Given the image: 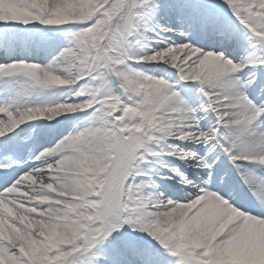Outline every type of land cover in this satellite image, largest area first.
<instances>
[{"label": "snow or ice", "instance_id": "obj_1", "mask_svg": "<svg viewBox=\"0 0 264 264\" xmlns=\"http://www.w3.org/2000/svg\"><path fill=\"white\" fill-rule=\"evenodd\" d=\"M0 86V264H264V0H0Z\"/></svg>", "mask_w": 264, "mask_h": 264}, {"label": "bare ground", "instance_id": "obj_2", "mask_svg": "<svg viewBox=\"0 0 264 264\" xmlns=\"http://www.w3.org/2000/svg\"><path fill=\"white\" fill-rule=\"evenodd\" d=\"M218 2H219V0H218ZM246 44H247V41L245 40V46H246ZM234 56H235V58L236 59H239V56L241 55V54H243V49H237V50H234L233 51V53H232ZM38 59L40 60V62H44V61H46L43 57H38ZM255 72H256V75L257 76H259L260 75V69H253ZM245 71H247V70H245ZM0 87H2V86H0ZM3 95V93L2 92H0V96H2ZM55 96H52L50 93L49 94H46V95H44V96H33V97H31L30 99L33 101V102H40V101H48V100H55ZM68 122L69 121H66L65 122V128H64V131H67L68 129H70V127H72L73 126V124H72V126L69 124L68 125ZM29 123H31V124H33V125H36V126H38L41 122L40 121H34V122H29ZM44 123H49L48 121H44ZM165 159L166 160H172V158H169L168 156H165ZM170 171V168H166V169H162V175H160V176H158V177H154L156 180H157V182H159L160 180H163V179H161L162 178V176H163V174H165L166 175V173L167 172H169ZM167 176V175H166ZM167 179H168V176H167ZM143 235V234H142Z\"/></svg>", "mask_w": 264, "mask_h": 264}, {"label": "rangeland", "instance_id": "obj_3", "mask_svg": "<svg viewBox=\"0 0 264 264\" xmlns=\"http://www.w3.org/2000/svg\"><path fill=\"white\" fill-rule=\"evenodd\" d=\"M44 62H46V61H44ZM259 69L258 67H256V66H253V69ZM261 70V69H260ZM174 78V77H173ZM61 99H62V97H61ZM74 123V121H69L68 122V125L70 124L71 126H72V124ZM71 128V127H70ZM69 130V129H68ZM169 158H172V159H174L173 157H169ZM161 179H167V176L165 175V174H163V176H162V178Z\"/></svg>", "mask_w": 264, "mask_h": 264}]
</instances>
